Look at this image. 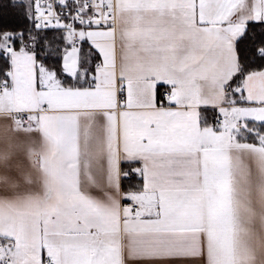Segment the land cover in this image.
Segmentation results:
<instances>
[{"label":"snow or ice","instance_id":"obj_1","mask_svg":"<svg viewBox=\"0 0 264 264\" xmlns=\"http://www.w3.org/2000/svg\"><path fill=\"white\" fill-rule=\"evenodd\" d=\"M0 264H264V0H0Z\"/></svg>","mask_w":264,"mask_h":264}]
</instances>
